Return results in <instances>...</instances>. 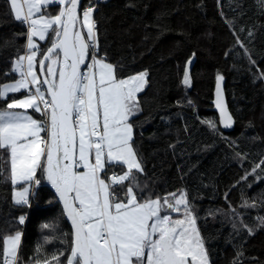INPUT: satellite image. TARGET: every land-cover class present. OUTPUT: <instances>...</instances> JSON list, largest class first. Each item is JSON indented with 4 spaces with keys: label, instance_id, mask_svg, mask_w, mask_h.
<instances>
[{
    "label": "trees",
    "instance_id": "obj_1",
    "mask_svg": "<svg viewBox=\"0 0 264 264\" xmlns=\"http://www.w3.org/2000/svg\"><path fill=\"white\" fill-rule=\"evenodd\" d=\"M95 4L83 0L81 11ZM60 10L59 4L43 9L48 16ZM93 21L98 55L115 66L118 80L147 72L137 95L142 111L130 118L132 145L143 166L136 177L137 199L163 198L184 189L210 264H264V9L257 0H106L97 3ZM28 31V25L14 19L6 0H0V85L18 79L13 61L25 53ZM52 43V34L41 42L38 71V61ZM53 54L61 59L59 51ZM192 57L190 83L185 84ZM217 76L225 79L235 117L228 129L221 126L213 104ZM23 95L26 91L9 93L0 99V109ZM31 113L43 120L40 112ZM8 160L0 150L5 169L0 176V237L21 232L19 264H36L38 245L42 264L45 255L66 248L62 241L65 234L71 241L72 228L40 170L41 185L31 205L14 204L13 189L19 185L7 179ZM126 171L125 165H107L103 175ZM127 186L117 187L116 195L123 197ZM21 215L23 225L18 223ZM44 224L54 225L55 231L42 228ZM45 237L59 239L46 244Z\"/></svg>",
    "mask_w": 264,
    "mask_h": 264
},
{
    "label": "snow or ice",
    "instance_id": "obj_2",
    "mask_svg": "<svg viewBox=\"0 0 264 264\" xmlns=\"http://www.w3.org/2000/svg\"><path fill=\"white\" fill-rule=\"evenodd\" d=\"M6 3L14 19L29 27L25 48L31 53L13 61L12 71H19L20 79L0 85V99H5L8 93L29 90L23 99H12L5 109H0V150L8 153L10 164L7 179L13 186L19 185L18 190L13 189V201L17 206L30 205L34 194L32 182L40 183L35 179L39 169L55 188L73 228L70 242L67 234L64 235L62 243L66 248L58 254L45 255L42 264H208L204 240L195 227L196 218L185 193L169 194L172 203L168 197L147 198L143 202L137 199L136 177L143 173V166L132 147L134 125L130 118L142 111L136 93L143 90L147 72L118 80L115 66L107 63L106 57L97 58L93 6L82 13V26L87 28L85 41L79 31H73L79 20V0H6ZM54 3L64 6L57 15L41 13L34 18L35 13L41 12L42 5ZM257 3L264 9V0ZM49 33L53 43L43 54L44 58L48 59L56 50L61 51L64 58L58 83L48 79L41 82L34 71L38 49L33 37L44 40ZM252 35L249 32V36ZM236 43L248 55V49L238 36ZM89 49L92 62L85 64ZM248 58L249 63L255 65L250 55ZM24 61H27L26 67ZM38 64L43 72L44 59ZM55 64L57 60H52V65ZM82 64L87 71L81 72ZM47 72L56 75L52 66H47ZM221 79L217 76V107L222 123L228 127L232 117L219 99ZM183 82L189 83L187 67ZM30 84L39 86L33 91ZM44 84L46 91L41 90ZM46 93L50 100L45 98ZM14 109H33L41 112L45 119L38 121L26 111ZM209 123L215 129L216 125ZM107 165H126L127 171L121 176L109 177L111 183H108L101 178ZM260 165H264V160ZM80 166L82 171L77 170ZM4 172L0 165V176ZM125 182L128 183L126 192L123 197L117 196L115 189L123 187ZM180 205L184 206V219H173L170 212H179ZM25 219L19 216L18 223L23 225ZM42 228L55 231V226L50 224ZM21 236L17 231L14 235L0 237L3 241L0 264H19ZM54 239L59 237H45L44 242L52 243ZM41 248L37 246V256L33 257L36 264H41Z\"/></svg>",
    "mask_w": 264,
    "mask_h": 264
},
{
    "label": "rangeland",
    "instance_id": "obj_3",
    "mask_svg": "<svg viewBox=\"0 0 264 264\" xmlns=\"http://www.w3.org/2000/svg\"><path fill=\"white\" fill-rule=\"evenodd\" d=\"M88 8V7H87ZM84 9H86V8H84ZM83 9V10H84ZM83 10L79 13V20H78V23H77V28H76V31H79L80 33H81V35L83 36V38L85 39V41H87V35H86V33H87V28L86 27H83L82 25H83V15H82V13H83ZM93 15H94V11H93V13H92V21H93ZM94 32H95V30H94ZM90 50L91 49H89V54H88V56L86 57V59H85V62H86V60H87V58L90 56ZM99 57H101L100 55H97V58H99ZM52 60H57V64H55V65H52ZM36 62H37V60H36ZM106 62L107 63H110V62H108L107 60H106ZM60 64H61V59H60V56L58 55V54H51L50 55V57H49V59H48V62H47V64H46V75H47V78H48V80H55L56 82H58V76H59V68H60ZM111 64V63H110ZM47 66H52V67H54L55 68V70H56V75L55 76H51V75H49L48 74V72H47ZM34 71L36 72V74H37V77H38V80L40 79V74H39V71H38V68H37V63L35 64V66H34ZM18 72V74H19V77H18V79H20V72L19 71H17ZM18 79H16V80H18ZM16 80H14V81H11V82H8V83H6V84H12V83H14ZM189 83H190V81H189ZM36 86H38V85H36ZM27 89H22L21 91H26ZM9 94V93H8ZM7 94V95H8ZM24 96L25 95H23V96H21V97H18V98H16L17 100H19V99H23L24 98ZM136 99H137V97H136ZM138 100V99H137ZM14 111H21V112H24V111H26L27 112V114L28 115H31L34 119H36V120H41V119H39V118H37V117H35L32 113H31V109H27V110H25V109H14ZM41 135L43 136L44 134L43 133H41ZM133 147V146H132ZM121 175H123V174H121ZM48 181V180H47ZM49 182V181H48ZM21 183H24V182H21ZM50 183V182H49ZM50 185L52 186V184L50 183ZM25 186H28L26 183H25ZM18 187L19 186H17L16 188H17V190H18ZM52 188L55 190V188L52 186ZM56 191V190H55ZM181 192H183V193H185V190L184 189H182L180 192H178V193H176V194H179V193H181ZM186 194V193H185ZM166 197H168L169 198V202L170 203H172L173 201H172V198L170 197V196H166ZM187 199V198H186ZM180 207V211L179 212H170V215H171V217L173 218V219H184V206L183 205H180L179 206ZM176 214H179V216L178 215H176ZM195 227H196V229H197V226H196V224H195ZM198 230V229H197ZM14 235V234H13ZM21 238H22V236H21ZM208 257V256H207ZM208 264H210V261H209V258H208Z\"/></svg>",
    "mask_w": 264,
    "mask_h": 264
},
{
    "label": "water",
    "instance_id": "obj_4",
    "mask_svg": "<svg viewBox=\"0 0 264 264\" xmlns=\"http://www.w3.org/2000/svg\"><path fill=\"white\" fill-rule=\"evenodd\" d=\"M82 4H83V0H79V3H78V8H77V16L79 17V13L82 9ZM76 28H77V24L74 26L73 28V31H76ZM59 50H56L55 52H57ZM53 52V53H55ZM61 53V64H60V68L63 67L64 65V58H63V53L61 51H59ZM47 53V52H46ZM52 53V54H53ZM44 59V62H45V70L43 72L40 71V67H39V74H40V78L43 80L45 79H48L47 78V75H46V64L48 62V59H45L44 56L43 58ZM194 63H195V57H192L188 62H187V69H188V72H191L192 71V68L194 66ZM59 79V77H58ZM45 87L47 89V85L45 84ZM219 89H220V97L219 99L221 100V102L223 103L224 107H225V111L232 117L231 121L229 122L230 123V126L228 127H225L224 123H222V115H221V111L220 109L217 107V80H216V83H215V89H214V99H213V104H214V107H215V111L217 112L218 116H219V121H220V124L223 128H232L234 123H235V117L230 109V106H229V102H228V98H227V93H226V87H225V79L222 77V79L220 80L219 82ZM50 96V95H49ZM51 99V97H50ZM61 201V200H60ZM61 204H62V207H63V211H64V214H65V217L67 219V221L69 222L71 228H72V224H71V221L70 219L68 218V216L66 215L65 213V209H64V205H63V202L61 201ZM72 231H73V228H72Z\"/></svg>",
    "mask_w": 264,
    "mask_h": 264
},
{
    "label": "built area",
    "instance_id": "obj_5",
    "mask_svg": "<svg viewBox=\"0 0 264 264\" xmlns=\"http://www.w3.org/2000/svg\"><path fill=\"white\" fill-rule=\"evenodd\" d=\"M100 1H106V0H95V5H94V10L97 8V3L98 2H100ZM92 51V50H91ZM97 53H98V51H97ZM97 53H96V55H97ZM26 54H28V52H26L24 55H26ZM92 62V57L90 56L89 57V59L86 61V63L85 64H87V63H91ZM24 65H25V67H26V61L24 62ZM84 71H87V69L85 68V65H83V67L81 68V72H84ZM30 79V78H29ZM39 86V85H38ZM35 87H37L36 85H29V88L30 89H32L33 91H34V89H35ZM41 90L42 91H44V85H42V87H41ZM27 93L29 94V90H27ZM45 98L46 99H48V100H50L49 98H47L46 96H45ZM41 108H43V105L41 104ZM42 114V113H41ZM49 115H50V109H49ZM42 116H43V119H45V116L42 114ZM35 179H38L39 181H40V179H39V177L38 176H36L35 177ZM40 185H41V182L39 183V184H35V182L33 181V187H32V192L34 193L32 196H31V198H30V205H31V199L33 198V196L35 195V193H36V190H37V188H39L40 187ZM29 205V206H30Z\"/></svg>",
    "mask_w": 264,
    "mask_h": 264
},
{
    "label": "crops",
    "instance_id": "obj_6",
    "mask_svg": "<svg viewBox=\"0 0 264 264\" xmlns=\"http://www.w3.org/2000/svg\"><path fill=\"white\" fill-rule=\"evenodd\" d=\"M55 4V3H54ZM51 5H53V4H51ZM45 6H49V5H42L41 6V12L40 13H35L34 14V18L35 17H38L39 15H41V13L42 14H44V11H43V9H44V7ZM61 6V8L62 7H64L63 5H60ZM25 10H26V6H25ZM45 16H48V15H46V14H44ZM57 15V14H56ZM53 16H55V15H53ZM50 36V33L49 34H46V38L44 39V40H40V38H39V36H34L33 37V41H34V43H35V45L37 46V54H36V60H37V56H38V51H39V48H40V46H41V42L42 41H45L48 37ZM31 54V53H30ZM98 78V77H97ZM128 78H126V79H123V80H127ZM145 80H146V78H145ZM144 87V86H143ZM137 95H138V93H136V97H137ZM133 146V145H132ZM93 162H94V160H93ZM126 166V165H125ZM127 167V166H126ZM106 168H107V166H106ZM78 171H82L83 170V168H82V166H80V168H78L77 169ZM38 171V170H37ZM37 174V173H36ZM104 172L103 173H101V178H103V179H105V181L106 182H108V183H111V181L108 179V178H106V177H104ZM118 176H121V175H118Z\"/></svg>",
    "mask_w": 264,
    "mask_h": 264
}]
</instances>
